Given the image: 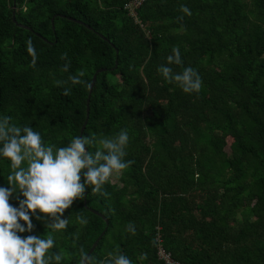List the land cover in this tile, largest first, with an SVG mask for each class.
<instances>
[{"label": "trees", "instance_id": "obj_1", "mask_svg": "<svg viewBox=\"0 0 264 264\" xmlns=\"http://www.w3.org/2000/svg\"><path fill=\"white\" fill-rule=\"evenodd\" d=\"M127 1L0 0V118L66 146L79 136L89 88L68 77L84 71L89 84L105 67L81 136L98 141L127 129L124 159L134 161L105 184L107 197L86 188L85 202L65 210L66 230L53 232L33 216V231L18 234H51L61 264H79L81 246L87 252L102 231L89 254L97 262L111 252L132 264H166L161 245L185 264H264V0H143L136 17ZM174 47L182 65L170 67L195 69L199 93H184L158 71ZM9 174L0 156V187ZM17 196L9 201L16 207Z\"/></svg>", "mask_w": 264, "mask_h": 264}, {"label": "clouds", "instance_id": "obj_2", "mask_svg": "<svg viewBox=\"0 0 264 264\" xmlns=\"http://www.w3.org/2000/svg\"><path fill=\"white\" fill-rule=\"evenodd\" d=\"M180 10L191 16V10L181 5ZM27 52L31 56V65L36 66L38 55L29 38L26 42ZM65 60L64 72L70 70V59L67 53L61 55ZM166 65L162 64L158 71L169 83H175L187 94L199 93L202 78L192 67H184L182 72H174L170 65H182L178 47L172 49L167 56ZM84 71L70 75L68 81L72 85L90 87L83 79ZM68 81L57 80L56 85L62 86ZM70 89L64 88L63 95H69ZM12 117L0 118V156L10 161V174L7 177L8 187H0V264H61L65 259L60 252L51 251L55 246L54 237L46 238L28 235L22 238L18 233L34 229L32 217L42 220L53 232H61L69 226L68 218L64 217L74 201L85 198L86 188L92 193L108 196L104 190L114 176L123 173L134 161L125 160L126 149L130 137L127 129H121L112 138L76 136L66 146L45 144L39 132L30 126H17L11 123ZM94 152L89 146H96ZM83 177V180H82ZM18 207L9 201L14 194ZM20 196L23 199H20ZM23 221V224L21 223ZM77 221L86 225L88 220L77 216ZM126 231L135 234L136 229L129 223ZM75 246V241L73 242ZM146 258L142 256L141 259ZM79 264H132L123 253L113 255L97 262L81 246Z\"/></svg>", "mask_w": 264, "mask_h": 264}, {"label": "water", "instance_id": "obj_3", "mask_svg": "<svg viewBox=\"0 0 264 264\" xmlns=\"http://www.w3.org/2000/svg\"><path fill=\"white\" fill-rule=\"evenodd\" d=\"M13 2H14V0H13ZM13 4H14V3H13ZM68 18L71 19V20H75V21H77V22H79V23L82 22L81 20H79V19H75V18L70 17V16H69ZM12 19L15 20V6H14V5H13V10H12ZM52 20H53V17H52ZM52 26H53V24H52ZM86 26H89V25L86 24ZM100 35H101V34H100ZM116 52H117V50H116ZM116 65H117V62H115V66H116ZM102 70H105V67H99V68L95 69V71H94L93 74H92V77H91V80H90V83H89L90 87L88 88V94H87V99H86V115H85V119H84V121H83V124H82V126H81V128H80L79 136L82 135V131H83V129H84L85 125H86L87 119H88V115H89V100H90V94H91V91H92L93 85H94L95 80H96V75H97V73H98L99 71H102ZM84 202H85V198H84ZM90 209H91L93 212H95V213L99 214L100 216H102V217L105 219L106 223L108 222L107 218H106L102 213H100L99 211H97V210H95V209H93V208H90ZM103 232H104V231H102V232L98 235V237L94 240V242L92 243L91 247H90L89 250L87 251L88 254H90V253L94 250V248H95V246L97 245L98 240L100 239V237H101V235L103 234Z\"/></svg>", "mask_w": 264, "mask_h": 264}, {"label": "built area", "instance_id": "obj_4", "mask_svg": "<svg viewBox=\"0 0 264 264\" xmlns=\"http://www.w3.org/2000/svg\"><path fill=\"white\" fill-rule=\"evenodd\" d=\"M143 0H128L124 7L127 9V12L136 17L135 8L138 7ZM158 256L166 263V264H185L180 262L179 260L173 258L171 253L167 251L163 246H158Z\"/></svg>", "mask_w": 264, "mask_h": 264}, {"label": "rangeland", "instance_id": "obj_5", "mask_svg": "<svg viewBox=\"0 0 264 264\" xmlns=\"http://www.w3.org/2000/svg\"><path fill=\"white\" fill-rule=\"evenodd\" d=\"M244 216V214H242V213H237V217H239V218H242Z\"/></svg>", "mask_w": 264, "mask_h": 264}]
</instances>
